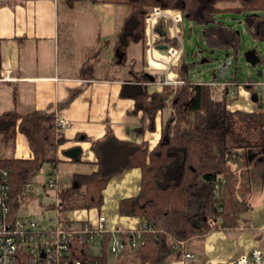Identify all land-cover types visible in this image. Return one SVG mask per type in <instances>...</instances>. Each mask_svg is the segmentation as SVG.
I'll list each match as a JSON object with an SVG mask.
<instances>
[{"label": "trees", "instance_id": "16d2710c", "mask_svg": "<svg viewBox=\"0 0 264 264\" xmlns=\"http://www.w3.org/2000/svg\"><path fill=\"white\" fill-rule=\"evenodd\" d=\"M72 7L79 0H62ZM128 14L120 23L113 40V60L126 64L128 47L145 38V17L153 8L175 9L190 21L204 26L203 37L211 49L230 53L236 64L240 46L239 33L231 26L215 22V16L226 11L244 14L247 30L253 35L264 34V0H124ZM162 36L165 32L158 31ZM109 41V40H106ZM260 63H264V59ZM236 66V65H235ZM91 66L82 67V75L91 74ZM187 73L190 66L180 65ZM1 69V59H0ZM238 68L229 72V79L238 85H246L252 102L258 111L251 113L231 111L229 88L216 89L205 83H194L187 78L177 86L164 85L162 92L153 96L158 102L155 110L169 103L171 113L160 130V138L152 150L146 144L118 140L110 130L103 139L92 141V150L97 159V170L91 174L74 175L72 183L59 188L58 205L51 206L60 215L80 209H99L103 191L109 180L130 168L141 171L138 195L120 200L118 213L139 219L138 226L149 225L135 246H128L124 255L132 256L130 264L146 262L161 263L167 259L177 260L180 252L173 249L178 242L198 235L202 237L215 228L217 220L223 226L233 227L240 214L250 206L236 194L237 177L227 161V153L236 148L264 147V139L253 141L243 132L259 129L264 125V94L241 82ZM142 81L149 78L142 75ZM122 96L136 100L137 109H145L148 98L144 86L124 85ZM15 99V92H14ZM149 115V128H154V113ZM154 112V111H153ZM153 114V115H151ZM17 133L23 134L31 151V158L0 157V168L8 173L7 184L14 207L22 197V190L32 183L43 165L57 168L60 159L57 151L65 142L61 129L56 125L55 113L48 110L20 112L6 110L0 114V135L5 145L12 146ZM76 183V185H75ZM209 219L215 221L210 225ZM66 224H82L81 221L64 217ZM120 236L129 240L130 233ZM71 249L76 259L85 264H107V248L111 235L104 234L99 253H93L85 241L76 236ZM187 248L190 244L185 242ZM118 258V260H119Z\"/></svg>", "mask_w": 264, "mask_h": 264}, {"label": "crops", "instance_id": "0c3cea01", "mask_svg": "<svg viewBox=\"0 0 264 264\" xmlns=\"http://www.w3.org/2000/svg\"><path fill=\"white\" fill-rule=\"evenodd\" d=\"M161 10L167 14L156 17L150 29L154 49L148 51L145 31L143 41L129 45L126 64H117L113 60V40L128 14L124 0H79L72 7L62 0H0V114L10 109L48 110L55 113L56 120L68 122L61 129L66 140L57 151L60 189L69 186L74 175L97 170L92 141L103 139L108 130L118 140L146 144L148 150L159 141L162 124L171 109L167 102L165 107L155 110L158 100L153 96L160 94L164 85L177 86V81L189 80V71L185 73L180 68L185 63V17L175 9ZM159 30L165 32L163 39ZM253 36L264 41V34ZM160 45H166L167 50L181 49L168 69H164L167 50L159 49ZM84 65L92 67L90 75H82ZM145 73L153 79L143 82ZM165 80L170 84H165ZM257 83L264 94V80ZM128 84L145 87L149 95L143 102L145 109H137L134 98L122 96V88ZM146 109L154 113L153 129L149 128ZM228 109L258 111L244 87L236 90ZM76 148L80 151L77 161L66 155ZM250 149H231L235 152L232 162L227 155L237 177V197L250 206L249 210L240 214L233 227H225L217 220L215 228L194 242L191 251L196 253L197 260L188 264H226L259 244L264 249V147ZM11 150V156L6 157L32 156L21 133L16 134ZM140 180L139 168L126 170L109 180L99 209L71 211L68 218L95 221L102 214L108 229L118 228L122 235L131 234L139 219L120 215L118 205L120 200L138 195Z\"/></svg>", "mask_w": 264, "mask_h": 264}, {"label": "built area", "instance_id": "2783aa9c", "mask_svg": "<svg viewBox=\"0 0 264 264\" xmlns=\"http://www.w3.org/2000/svg\"><path fill=\"white\" fill-rule=\"evenodd\" d=\"M165 13L159 8H153L145 17L146 31V46L148 51L154 49L153 34H150V29L155 24V19L158 16H163ZM152 26V27H151ZM180 50L177 48H169L164 61V69L168 67L180 56ZM232 65L231 56H226L219 63V75L205 83L216 89L229 88L230 99H234L236 90L246 85H238L230 79H224L229 76V69ZM171 81L165 80V84H170ZM183 81H177V85H181ZM249 85H258V83H248ZM264 85V83H261ZM56 125L63 129L68 125V122L62 118L56 120ZM47 180L42 184L43 189H55L57 193L59 186L57 183V170L54 167H48ZM8 173L0 168V264H85L74 256L71 249V242L76 236H79L80 241H85L92 248L93 245L100 244L103 241V236L106 233L111 235L107 253L108 256L119 258L127 247L135 246L141 239L144 231H150L149 225L142 224L129 235V240L125 241L120 236V229L106 227V218L102 214H98L95 221L82 220V224H66L63 218L56 219V225L52 227L41 228L40 223L33 219H24L20 213L22 203L25 197L32 192V184H27L22 190V197L19 198L18 205L14 207V202L9 195V187L7 184ZM58 199L56 196V204ZM57 214L59 212L57 209ZM210 225H214L215 221L208 220ZM185 242H178L173 249L180 252V257L173 261H164L161 263L146 262L144 264H188L191 261H196V253L188 250ZM94 253V252H93ZM226 264H264V249L254 247L248 253L236 257Z\"/></svg>", "mask_w": 264, "mask_h": 264}, {"label": "rangeland", "instance_id": "374dc122", "mask_svg": "<svg viewBox=\"0 0 264 264\" xmlns=\"http://www.w3.org/2000/svg\"><path fill=\"white\" fill-rule=\"evenodd\" d=\"M152 10V9H151ZM150 10V11H151ZM244 14L226 11L215 16V22L221 23L225 26H231L235 31L239 33L240 37V46L237 52L236 64L232 63L229 71H233L235 67L238 68V78L241 82L251 81L252 83H257L264 80V77H257V71L264 72V63L258 64L253 68L245 59V54L255 49L264 59V41L255 39L253 34L247 30V26L244 21ZM203 28L204 26L196 22L190 21L185 17L184 19V31H183V49H184V60L185 63L190 66L189 69V81L197 83H208L213 78V72L215 75H219V63L226 58L225 51L220 49H215L211 53V48L207 46L203 37ZM202 52L201 54L199 52ZM198 52V55L195 56V53ZM206 59V61H203ZM115 62V61H114ZM117 63V61L115 62ZM236 65V66H235ZM230 77L226 75L224 79H229ZM246 88V87H244ZM254 88L259 90L256 85ZM243 136H249L253 141H260L261 144L264 139V125L259 129H250L242 133ZM261 148V147H260ZM251 151V149H246ZM252 151H257L252 149ZM12 150L10 145H5L3 143L2 137L0 135V157L11 156ZM253 153V152H252ZM228 161L232 162L235 160V152L230 151L227 153ZM251 156V154H250ZM48 166L43 165L37 175L32 180V192L25 197L20 213L24 219H33L37 220L40 223L41 228L52 227L56 225L57 218L68 217L67 214L58 215L55 210L56 207L50 208L56 204V193L55 189L48 190L43 189L42 184L47 180V171ZM200 237L194 235L189 237L185 242L190 244V247L187 248L191 250L196 239ZM258 248L263 249V245L259 244ZM100 244L92 246V251L94 253H99ZM132 256H125L121 259L114 256H108L107 264H130V259ZM166 261L170 262V259ZM173 261V259H172Z\"/></svg>", "mask_w": 264, "mask_h": 264}, {"label": "water", "instance_id": "95a60500", "mask_svg": "<svg viewBox=\"0 0 264 264\" xmlns=\"http://www.w3.org/2000/svg\"><path fill=\"white\" fill-rule=\"evenodd\" d=\"M202 34H204V32H202ZM159 49H162L163 51L167 50V46L166 45H160ZM211 53L214 52V49H211L210 51ZM200 54L202 53L201 51L199 52ZM198 54V52L195 54V56ZM225 56H230V53H226ZM245 59L247 61V63H249L253 68H255L258 64H260L261 59L256 55L255 49L248 51L245 54ZM203 61H206V59H204ZM257 77H261V71H257L256 73ZM145 77L149 78V79H153V77L147 73L144 74ZM251 101L252 102H256L257 101V96L255 94L251 95ZM79 149H73L70 150L66 153L67 156H70L72 158H74L76 161L78 160V155H79ZM76 185V183H75Z\"/></svg>", "mask_w": 264, "mask_h": 264}]
</instances>
